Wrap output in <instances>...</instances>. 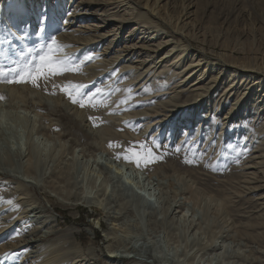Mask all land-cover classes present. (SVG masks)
Wrapping results in <instances>:
<instances>
[{"label": "rangeland", "instance_id": "obj_1", "mask_svg": "<svg viewBox=\"0 0 264 264\" xmlns=\"http://www.w3.org/2000/svg\"><path fill=\"white\" fill-rule=\"evenodd\" d=\"M48 1H0V41L11 39L20 50L38 46L41 25L34 18L47 12L59 28L60 55L91 59L77 64L78 71L39 81V87L0 83L5 96L0 100V258L16 253L19 261L7 264H134L126 259L134 255L137 264H205L203 259L213 255L221 256V264H264V110H253L264 95V83L253 82L264 76L242 75L235 68L252 66L264 75V0H169L167 6L165 0L159 16L166 24L149 16L151 0H63L60 6ZM77 4L87 15L73 18L72 29L105 40L81 45L62 35ZM24 21L33 27L23 31ZM175 25L181 34L172 32ZM24 32L28 39L17 40ZM117 36L116 47L108 51ZM161 41L169 45L157 50L154 45ZM126 47H136L127 57L133 62L117 63L116 52ZM175 47L167 66L158 63ZM0 48L10 53L12 45ZM193 57L209 63L204 85L211 81L212 87L195 103L201 92L195 94L197 87L181 79L187 72L177 76ZM126 65L132 68L123 70ZM163 69L171 81L155 80ZM216 73L221 81H212ZM68 82L110 93L103 101L107 106L80 108L59 87L52 94L54 86ZM157 86L163 91L155 92ZM202 99H207L204 106ZM230 108L234 111L225 118ZM136 142L164 152V158L141 167L125 161L126 149ZM179 145L184 150L176 153L173 146ZM185 153L197 163H184ZM107 175L111 183L105 182ZM128 178L145 185L140 184L143 193L158 195L159 202L145 199L147 209L157 207L155 215L145 213L131 193L117 192L130 190ZM20 183L27 185V196L19 195ZM136 188L131 191H141ZM179 204V214H161ZM16 205L18 211H6ZM17 231L19 237L8 239Z\"/></svg>", "mask_w": 264, "mask_h": 264}, {"label": "snow or ice", "instance_id": "obj_2", "mask_svg": "<svg viewBox=\"0 0 264 264\" xmlns=\"http://www.w3.org/2000/svg\"><path fill=\"white\" fill-rule=\"evenodd\" d=\"M40 27L36 31V35L43 41L38 46H28L22 50L18 49L11 39L0 41V44L8 43L12 45L10 53H6L3 48H0V83L7 84H24L30 83L33 87H39V81H48L52 77L63 75L65 72L78 71L76 68L77 64H83L86 60H90V56H85L83 59L77 57L75 59L60 55L61 49L64 47L57 39L55 33L59 31L58 27H53L52 17L47 12H42L40 17ZM48 25L49 34L45 39V27ZM13 35L9 33V36ZM17 40H27L28 33H21L16 37ZM59 87L60 91L64 92L71 103L78 105L80 108L90 107L97 108L98 106H107L103 103L106 95L110 93H102L101 89L97 88L95 91H84L86 85L74 84L68 82L65 85L54 86L53 93L55 94V88ZM119 91V90H117ZM129 93L131 89L127 90ZM138 95V93H136ZM97 97L100 98L97 102ZM5 96L0 94V100H4ZM126 103L125 100L120 101V104ZM111 114V113H110ZM93 125L96 126V118L90 117ZM127 123V122H126ZM187 142H185L186 144ZM153 144L163 149V145L157 144L153 139ZM112 146V143L109 144ZM176 153H181L184 150V145L173 146ZM226 147L232 148V144H227ZM137 149H140L137 151ZM189 151L191 149L189 148ZM164 152L157 154L154 152L147 143L136 142L130 144L126 149L123 159L127 162H133L137 167L147 166L148 164L154 163L164 158ZM121 157H117L120 159ZM184 163L196 164L195 157L193 159L187 158L185 153ZM9 205L13 204L12 200L8 201ZM19 210V205H16L14 209H6V211ZM20 232H15L8 239L19 237ZM22 252H27V249H22ZM19 261L20 256L16 253H6L2 258L3 264H7L8 261L13 260Z\"/></svg>", "mask_w": 264, "mask_h": 264}, {"label": "bare ground", "instance_id": "obj_3", "mask_svg": "<svg viewBox=\"0 0 264 264\" xmlns=\"http://www.w3.org/2000/svg\"><path fill=\"white\" fill-rule=\"evenodd\" d=\"M0 1H2V0H0ZM5 1V0H4ZM154 1V6H153V8H152V14H149V16H151V17H153L154 19H158V20H160V21H162V22H164L165 24H166V22L165 21H163L161 18H160V16H159V8H160V3L161 2H163V1H165V0H151V2H153ZM168 2H169V0H167V2H165L166 3V6H167V4H168ZM51 3V1H48V0H46V2H45V4H50ZM57 4H58V6H60V5H62L63 4V0H57ZM124 5V4H123ZM50 7V6H49ZM80 8H81V4H77L76 6L74 5V10L71 12V14H69V16H68V18H67V20L65 21V23H64V25H63V32L65 33H63L62 35H66V39L68 38L69 39V41H72V42H75L76 44L78 43V44H85V43H95V42H97L95 39H99L100 41L99 42H101V41H103V40H105L106 39V37L104 36V37H100V35L99 34H97V33H95V34H92V36H90V34L89 35H86L88 32H86L85 30H81V29H72L73 28V26H75V25H73V24H75V23H73L74 21H72L73 20V18H74V20H80V19H82V20H84L85 18H86V13H83L81 10H80ZM146 10H147V8H145ZM151 9H149V10H147L148 12L150 11ZM182 13V12H181ZM188 13H191L189 10H187V8H185V13H184V15H183V18L184 17H186V19H188V18H190V17H188L187 18V15H188ZM88 16H89V14H88ZM70 18V19H69ZM91 18V17H90ZM179 19V18H178ZM185 19V20H186ZM34 20L35 21H38L39 19H36V18H34ZM34 21V22H35ZM30 24V21H24L20 26H22V30L23 31H25L26 29L28 30L29 29V27L31 26V27H33V24H31V25H29ZM176 25H178V23L176 24ZM175 25V26H176ZM93 26H94V24H93ZM105 25H98V30H101V29H103V28H105L104 27ZM174 26V27H175ZM80 27H83L82 25L80 26ZM85 27V26H84ZM179 26H176L175 27V29H172V32L173 33H175V34H181V33H179L180 32V29L178 28ZM24 28V29H23ZM91 30V29H90ZM147 30V29H146ZM97 32V31H96ZM117 34H119L118 32H117ZM62 37V36H61ZM65 38V37H64ZM119 39V36H117L114 40H112V42H110V44L108 45V51L109 50H111V49H113V48H115L116 47V45H115V42H117V40ZM185 41H189V40H187V37L185 38ZM36 42H39L38 41V38L36 39ZM169 45V43H166L165 41H161L160 43H158V45H154V46H156V48H157V50H160V49H162V48H164L165 46H168ZM87 45V44H86ZM85 45V46H86ZM136 49V47H126V49H121V51H117L116 53L118 54V56H117V58H116V62L118 63H124V64H126V63H130V62H133L132 61V57H129V58H127L129 55H130V52H132L133 50H135ZM175 50H176V47L175 48H173L172 49V52L171 53H166L165 55H163L161 58H160V60L158 61V63H166V66H167V64L168 63H170L171 62V58L173 57V56H175L174 54H173V52H175ZM126 52H128V54H125ZM109 53V52H108ZM203 53V52H202ZM173 54V55H172ZM204 54V53H203ZM104 56V55H103ZM151 58V57H150ZM194 58V57H193ZM181 59H182V55L180 54V55H178L177 57H175L174 58V61H172V63H173V65L174 64H178L180 61H181ZM103 60V59H102ZM147 61V60H146ZM146 61H142V64L141 65H143ZM170 61V62H169ZM136 62H138V61H136ZM207 63V61L206 62H204V59H201V60H198V59H196V58H194V59H192V61H190V63L188 64V67H187V65H186V67L183 69L184 71H182V73H179L177 76H181V74L183 75V72L185 73V72H187V76H184V77H180L181 79H183V80H185V82H188V84L187 85H191L190 87H197L196 88V90H193V92L195 91V94L198 92V93H200L201 92V94L199 95V94H197L192 100H193V102L195 103V101L198 99L197 97L198 96H201V95H203L204 93L203 92H208V90H210L212 87H209L208 85H209V83H211V81L209 82V83H207V85H204L205 84V82H206V80L207 79H204L205 78V76H206V74H207V72H208V69H209V63L208 64H206ZM165 66V67H166ZM204 66H206L207 68H205L204 70H203V68H204ZM226 66H228V65H226ZM126 68H132L131 67V65H126V66H124L123 67V70H125ZM238 71H240V73L243 75V74H247L248 76H253L254 74H256V73H259L261 76H264L262 73H260V72H262V70H260V69H254L252 66H250V67H243V66H240V67H235ZM201 71H203L202 73H200L199 74V72H201ZM148 72V70L146 71V73ZM145 73H143L141 76H143ZM219 75H221V74H218V73H216V75H214L213 77H212V81H216L217 82V80H219ZM199 76V77H198ZM154 77H157V78H155V80H157L158 79V77L160 78V79H162V78H166L167 80H165V82H168V80H172L173 79V76L169 73V72H166V71H164V69H163V71L160 73V74H157V75H155ZM175 77V76H174ZM196 77H198L197 79H196ZM161 81V80H160ZM169 81V82H170ZM219 81H221V79L219 80ZM164 83V82H163ZM182 83H183V81H182ZM250 83H252L251 82V80H250ZM264 83V81H261L260 80V78H258L257 79V81H256V83L255 82H253V85L255 86V85H258L259 87L260 86H262V84ZM213 84V83H212ZM245 84H247V81L245 82ZM260 84V85H259ZM180 85V84H179ZM221 84H219V86H220ZM182 86H184V85H182ZM158 88L155 90V92H162L163 90H161L159 87H161V86H157ZM180 87V86H179ZM231 89H233L234 88V84H233V82H232V84H231V86H229ZM251 87V84H247L246 85V88L244 89L245 91H247L249 88ZM254 88V87H253ZM177 92V91H176ZM183 92H185V91H182V92H177V93H183ZM227 92H229V91H227ZM185 93H188V91L187 92H185ZM185 93H183V94H185ZM248 93V92H247ZM162 94V93H161ZM160 94V95H161ZM170 94V93H169ZM246 93H244V95H245ZM243 95V96H244ZM205 96V95H204ZM209 97V96H208ZM247 97V96H246ZM262 97V96H261ZM200 98V97H199ZM207 98V97H206ZM250 98V97H249ZM211 99V98H210ZM244 101V100H243ZM189 102V101H188ZM188 102H186V104H185V106L186 105H188L187 103ZM207 103V99H202L201 101H200V105L202 106H204L205 104ZM262 103V104H261ZM258 104H261L260 106L261 107H256V108H254L253 110H255V112L256 111H260V110H264V95H263V98H262V100H261V102H259L258 101ZM235 106V105H234ZM240 106V105H239ZM258 106V105H257ZM188 107V106H187ZM234 108V107H233ZM233 108H230L229 109V111H228V113H227V116L225 117V118H229L232 114L231 113H233V111L235 110V108H234V110H233ZM237 110H240V109H237ZM263 114H264V112H263ZM212 116V115H211ZM206 118H207V116H206ZM233 118V117H232ZM190 119V121H191V119H192V117L191 118H188V120ZM207 122V121H206ZM210 122V121H209ZM215 125V124H214ZM147 126V129H148V127L150 128V126L149 125H146ZM211 131V130H210ZM177 133V132H176ZM209 133H211V132H209ZM207 135V134H206ZM185 136V135H184ZM206 144V143H205ZM261 154V153H260ZM263 159V158H262ZM263 161H264V159H263ZM107 169V168H106ZM1 173V172H0ZM122 173V169H119L118 168V170H117V172H116V174H118V175H120V182H121V185L124 187V185H123V181L121 180V179H123L122 177H121V175L123 174H121ZM1 174H3V173H1ZM123 176V175H122ZM107 178H105V182H108L109 180H110V177L107 175L106 176ZM112 178V177H111ZM127 178V177H126ZM128 180V182H129V184H131L132 186H130L129 188H130V190L128 191L126 188H119L118 190H117V192H119L120 194H122V195H125V190L127 191V192H129V193H131V195L132 196H135V198L136 199H139L138 201H139V204H140V206H141V208L143 209V208H145V213H146V209H147V201L145 200V199H147V198H154V200H155V202H159V197H158V195L156 196V194H152L151 193V191H147V194H145V193H143L144 191H146L145 189H144V191H143V188L145 187V185H142L141 183H140V181H137V178L136 179H134V178H128L127 179ZM110 183H111V180L109 181ZM109 184V183H108ZM107 184V185H108ZM142 185V187H141V185ZM19 187L21 188L20 190H18L19 191V195H23V196H27V185L26 184H24V183H20L19 184ZM138 188L139 190H141V191H136V190H133V191H131L132 189H135V188ZM136 188V189H137ZM106 188H104V190H105ZM106 191V190H105ZM104 191V192H105ZM127 194V193H126ZM148 195V196H147ZM128 196V195H127ZM151 199H149L151 202H152V200ZM148 200V199H147ZM99 201V200H98ZM144 201V202H143ZM88 203H91V202H88ZM99 204V203H98ZM163 204V202L161 203V205ZM153 206L150 204V207L147 209L148 210V214H156V211H157V207H153ZM161 207V206H160ZM181 208V204H179V205H175L173 208L170 206V207H168V208H164V211H163V208H162V212H161V214H165V217H166V215H168L169 213H171V214H174V215H177V214H179L180 213V211H179V209ZM173 209V210H172ZM151 210H153V211H151ZM160 211V210H159ZM158 212V211H157ZM40 218H42V217H40ZM172 219H173V221L174 220H176L174 217H172ZM51 233V232H50ZM204 247V246H203ZM212 247V246H211ZM211 247H208V250H213V248H211ZM199 250L200 251H202V250H204V251H206V253H207V248H201L200 249V245H199ZM116 256V255H115ZM119 256V255H118ZM140 257H145V256H141L140 255ZM125 258L126 257H124V256H120V258L118 259V260H125ZM223 258H225V256H223ZM116 259H117V257H116ZM127 260H129L130 261V263H134V264H137L139 261L138 260H136L137 258L133 255V256H130V257H127L126 258ZM225 259H227V258H225ZM204 260V262H206L207 264H221L222 262H223V259L221 258V256H213V255H211V256H209L208 258H205V259H203ZM205 263V264H206ZM144 264H151V262H145Z\"/></svg>", "mask_w": 264, "mask_h": 264}]
</instances>
